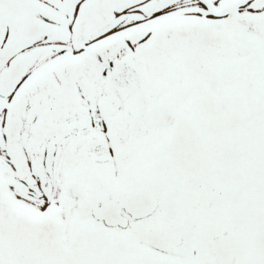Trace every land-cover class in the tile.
<instances>
[{"label": "snow or ice", "instance_id": "6c2138e0", "mask_svg": "<svg viewBox=\"0 0 264 264\" xmlns=\"http://www.w3.org/2000/svg\"><path fill=\"white\" fill-rule=\"evenodd\" d=\"M0 264H264V0H0Z\"/></svg>", "mask_w": 264, "mask_h": 264}]
</instances>
